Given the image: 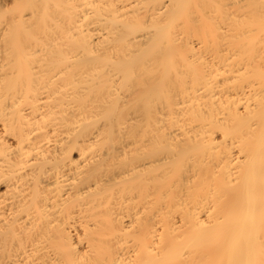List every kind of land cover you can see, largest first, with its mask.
I'll return each instance as SVG.
<instances>
[{
    "label": "bare ground",
    "instance_id": "bare-ground-1",
    "mask_svg": "<svg viewBox=\"0 0 264 264\" xmlns=\"http://www.w3.org/2000/svg\"><path fill=\"white\" fill-rule=\"evenodd\" d=\"M0 1V264H264V0Z\"/></svg>",
    "mask_w": 264,
    "mask_h": 264
},
{
    "label": "rangeland",
    "instance_id": "rangeland-1",
    "mask_svg": "<svg viewBox=\"0 0 264 264\" xmlns=\"http://www.w3.org/2000/svg\"><path fill=\"white\" fill-rule=\"evenodd\" d=\"M3 4L6 5L7 10H10L12 8V2L10 0H0Z\"/></svg>",
    "mask_w": 264,
    "mask_h": 264
}]
</instances>
